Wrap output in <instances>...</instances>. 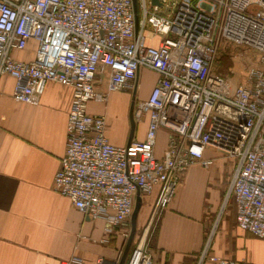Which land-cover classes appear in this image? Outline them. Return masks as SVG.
<instances>
[{
    "label": "built area",
    "instance_id": "obj_1",
    "mask_svg": "<svg viewBox=\"0 0 264 264\" xmlns=\"http://www.w3.org/2000/svg\"><path fill=\"white\" fill-rule=\"evenodd\" d=\"M32 41V59L14 56ZM223 44L255 50L261 66L241 84L215 73ZM141 69L159 76L133 106L136 124L148 117L146 136L116 145L106 115L90 113L89 103H105L112 91L137 92ZM4 76L14 79L19 102L39 103L50 81L72 88L54 187L90 218L104 219L108 235L127 229L138 191L143 198L157 189L156 208L164 209L190 165L209 168L224 156L234 161L229 195L237 225L264 239V0H0ZM162 128L169 140L159 157ZM147 232L124 264H151ZM120 259L121 252L94 264ZM45 264L87 263L74 256Z\"/></svg>",
    "mask_w": 264,
    "mask_h": 264
},
{
    "label": "crops",
    "instance_id": "obj_2",
    "mask_svg": "<svg viewBox=\"0 0 264 264\" xmlns=\"http://www.w3.org/2000/svg\"><path fill=\"white\" fill-rule=\"evenodd\" d=\"M34 48L32 41L28 49L14 56L32 59ZM150 72L153 77L145 94L136 98L137 92L115 91L121 112L115 121L116 131L108 121V101L89 103L90 113L106 115V133L112 143L126 145L145 139L148 117L139 123L142 130L135 135L137 124L132 131L130 109L133 100L147 99L157 83L156 72L141 69L136 84ZM14 85L9 76L0 80V264H45L74 256L87 264H94L98 258L116 261L119 239L104 244L106 221L90 218L54 187L67 145L72 88L50 81L39 103L32 104L13 98ZM96 87L102 89L105 84L97 83ZM94 104L98 106L93 108ZM168 140V130L160 129L155 148L159 157L164 155ZM219 157L209 168L200 163L188 167L172 200L162 210L155 232L148 237L151 264L213 262L208 230L223 197L226 205L232 198L229 191L234 168L232 164L225 166V159L218 161ZM150 194L151 200L156 199L157 189ZM232 203L226 214L233 215V222L224 225L227 218L222 222L212 243L214 255L235 259L238 264H264V239L237 225L233 198Z\"/></svg>",
    "mask_w": 264,
    "mask_h": 264
},
{
    "label": "rangeland",
    "instance_id": "obj_3",
    "mask_svg": "<svg viewBox=\"0 0 264 264\" xmlns=\"http://www.w3.org/2000/svg\"><path fill=\"white\" fill-rule=\"evenodd\" d=\"M256 54L257 52L253 49L237 47L233 44H223L215 59L213 71L215 73L222 74L226 77H230L234 79V81L237 84H241L242 82L248 79L249 74L252 69L261 66L257 60ZM152 77H153V73L150 72L148 74L143 75L140 78L136 98L145 94L147 87L149 86L152 80ZM107 101H108V107H109L108 112H107L108 121L110 122V126H112V130L116 131L115 126L117 125V122L115 121H116V118L119 119L121 115L120 98L116 95L115 91H112L111 93L108 94ZM95 102L100 103L99 101H95ZM97 106H98L97 104H94L93 108ZM141 130H142V124H137L135 135H138ZM214 152L215 151H212V150L208 151V153L210 154H214ZM219 159L220 161L222 159H225L223 164L227 167H229L231 164L234 166V161L228 157L220 156L218 158V161ZM149 195L151 194L145 195V200L143 199V203H142V206L139 211L138 218H137V229L133 237V240L131 242L130 249L128 248L129 250L125 258V262L128 259L132 248L136 245V243H138V241L144 235L147 228H148V232H147L146 237L148 239V237L150 238L152 237V234L155 232L156 226L159 222V217L163 209L162 208L157 209L156 199L152 198L151 200ZM232 205H233L232 198L226 205L224 202V197H223L222 203L220 207L218 208V211L213 214L212 225L208 230L209 235L207 238V241H209L208 250H209V256H210L211 261H213L211 258L213 256H216L214 255V252H213L212 243H213L215 235H217V232L220 229L222 222L224 221L225 218H227V220L225 219L224 225L226 224L231 225L233 222V215L226 214L227 210H231L233 208ZM126 228L127 229H124V230L117 229L115 230V233L111 235L107 234V237L105 239H109L110 241L108 243L104 242V244L106 245H111L113 244V242H116L119 239V252H121V257L129 241V234L132 230L131 222L130 224H128ZM123 233H126V234L124 235ZM213 262L211 263L209 262V264H212Z\"/></svg>",
    "mask_w": 264,
    "mask_h": 264
},
{
    "label": "water",
    "instance_id": "obj_4",
    "mask_svg": "<svg viewBox=\"0 0 264 264\" xmlns=\"http://www.w3.org/2000/svg\"><path fill=\"white\" fill-rule=\"evenodd\" d=\"M134 1L136 3V0H134ZM134 102H135V100H133V102L131 104V109H130V121H131L132 131H134V128H135V121H134L133 113H132ZM142 203H143V199H142V197L140 195V191H138L135 208H134V211H133V214H132V217H131L132 230H131L130 235H129L128 244H127V246H126V248L124 250V253L122 254V257L120 259V264H124L125 263V258H126L127 254H128V250L130 249L131 242L133 240V237H134L136 229H137V218H138V214H139V211L141 209Z\"/></svg>",
    "mask_w": 264,
    "mask_h": 264
}]
</instances>
